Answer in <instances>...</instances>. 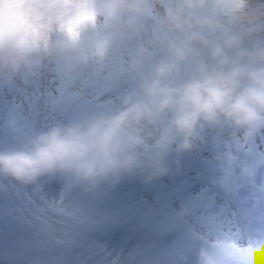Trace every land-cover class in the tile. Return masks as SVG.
I'll use <instances>...</instances> for the list:
<instances>
[{"label": "rangeland", "instance_id": "rangeland-1", "mask_svg": "<svg viewBox=\"0 0 264 264\" xmlns=\"http://www.w3.org/2000/svg\"><path fill=\"white\" fill-rule=\"evenodd\" d=\"M56 2H59V6H56ZM103 4L104 0H0V264H14L16 260L23 264H49L52 259L56 264H61L66 250L71 249L78 254L76 249L86 246L83 241L73 245L76 230L79 229L74 226L75 223L71 225L68 221L72 214L70 211L62 210V205L53 202L50 204L52 207L40 202L43 197L39 194L41 187L37 182L49 180L53 174H69V167L60 168L63 167L60 152L70 149L71 122L82 128V119L84 123L89 122L86 111L90 103L98 105L102 101H96L98 96L93 92L84 98L83 86L75 88L76 84L63 79L70 78L68 72L72 48L81 49V44H84L81 42V38H84L81 36V26H74L75 19L79 16L92 18L106 26L107 10ZM127 4L131 20L138 17L142 25V17L144 20L148 16H155L182 42L188 61L178 65L161 48L156 37L144 25L140 26L141 37L153 53L156 68L164 66L170 73L178 72L186 79L190 94L185 98L191 108L202 115L224 117V106L228 102L233 105L231 111L241 108L245 118L253 115L264 120V94L258 91L261 88L264 90V84L253 89V84L261 80L248 79L247 76L252 69L257 71L261 79L264 76V69L261 68L264 39L261 33L252 29L241 41V36L237 35L239 32H230L238 38V42H235L236 53L241 54L245 50L248 53L247 56L232 58L230 52L224 50L225 42L230 43V40L228 35L223 34L222 14H215L218 22L215 30L220 31L217 36L220 35L219 43L223 52L220 48L212 50L203 43L207 39L213 42L217 39L213 36L209 19L210 14L216 11L208 5L207 0H127ZM63 18L67 19L63 25L55 23ZM70 35L75 37L70 39ZM92 49L96 51V47ZM82 51L92 53L89 47ZM110 53L103 57L104 62L114 60L129 72L126 67L129 59L120 55L115 44H112ZM193 65L199 70H194ZM257 65L258 68H253ZM164 73L156 76L157 82L173 96L175 89L170 86V80ZM44 82L47 92L42 89ZM67 99L69 104V101L66 103ZM236 103L238 106H235ZM71 104L77 106L70 109ZM81 105H84L83 109ZM130 113L131 108L122 106L119 116L122 130L115 131L116 143L127 149L122 148L120 156L114 152L106 154L112 167L135 171L140 167H128L127 160L122 157L130 156L133 152L129 148L133 149L134 145L133 150L136 151L139 146L147 144L146 138L149 137L145 133L149 124L137 122L139 128L133 130ZM113 120V114H108L107 118H102L99 126L106 133L113 134L109 125ZM230 122L234 124L235 118ZM99 126L93 125L101 130ZM254 126H244L238 133L228 135L222 139L221 146H212L216 144V138L201 148L204 156L209 154L220 164L231 167L234 192H231L230 199L250 223H256L264 217V126L260 129ZM154 128L157 129L155 125ZM226 143L230 148H227ZM202 145L204 139L198 141V147ZM152 155L146 162L147 166L152 162ZM252 155L259 162L257 174L254 172ZM223 156L226 161L221 162ZM52 164L58 167L53 174L49 170ZM16 172L22 177L21 180L27 178L20 185L34 184V196L23 198L20 195L13 185ZM127 196L130 200L128 207L133 208L136 216L144 220L145 209L139 200L135 201L140 194L133 191ZM195 196L197 194L185 197L182 202L175 201V205L197 222L201 207L193 201ZM36 201L40 202V207L33 206ZM79 202L81 205L88 204L83 199H79ZM155 205L159 207L158 202ZM164 222L165 219L161 221L162 224ZM221 223L224 241L229 237L239 264H264V238L252 239L246 235L244 239L240 238L239 235L244 234L237 231L234 222H231V226H225L223 221ZM68 224L70 227H66ZM107 225L110 227L109 223ZM69 232L72 237L68 236ZM86 242L96 246L90 251L102 250L104 247L100 245L106 244L102 240L101 243L96 241L93 235L86 238ZM22 247L31 250L25 252L21 250ZM112 264L115 263L112 261Z\"/></svg>", "mask_w": 264, "mask_h": 264}, {"label": "bare ground", "instance_id": "bare-ground-1", "mask_svg": "<svg viewBox=\"0 0 264 264\" xmlns=\"http://www.w3.org/2000/svg\"><path fill=\"white\" fill-rule=\"evenodd\" d=\"M56 6H59V4H57ZM67 19L63 18L60 20H57L55 23L56 24H64V22ZM86 25L83 26V29L85 28ZM66 36H69L68 34H66ZM75 35H70V39L74 38ZM82 47H85V45L82 43L81 44ZM107 47L110 48V46L108 45ZM110 51V49H109ZM74 58V57H73ZM98 64V63H97ZM100 64V63H99ZM72 65V69L71 72H68V76L70 78H66L63 79L65 82L67 83H74L76 84L75 88H80L83 86V92L82 94L84 95L83 97L86 98L90 93L93 92V94H95L96 96L99 97H104L102 96L104 94V89L101 87V83L99 81V79H96L93 77L94 71H81V69L75 67V64H71ZM101 65V64H100ZM109 65L111 66V63H109ZM113 65V64H112ZM113 65V68L116 69L117 71L113 73V75L115 73H119V70L121 69V67H117ZM120 68V69H119ZM124 74V73H121ZM128 75V74H126ZM86 76H88V80H85ZM84 81H86V85L84 84ZM46 82H44V85L42 86V89L47 92V86L45 85ZM87 86V87H86ZM49 95V94H48ZM107 97V96H105ZM69 100L67 99L66 103ZM70 103V101L68 102V104ZM74 106L77 105H73L71 104L70 109H72ZM122 106H125V108H128L129 106H126L124 104V102H117V98H108L105 99L103 101H101L98 105L96 104H92L90 103L88 110L86 111L88 114L86 115L87 119H90L91 122L90 124H95L97 126H99V122L102 120V118H107L108 114H113L114 116V120L111 121L109 123L110 127H111V131L113 132V134L111 133H106L105 129L101 126V128H103V135L101 138H97L91 135V125H85L82 128L80 127V125H77L74 122H71L73 124V127L71 128V132H69V136H71V138H69V148L66 151H61V160L63 162V167L60 168H65V167H69L71 166L76 159V150H79L80 153L82 151H85L87 149H90V147H88L86 145V142L83 140V138H85L86 136H90L92 137L94 140L98 141L104 148V152L106 153H110V152H114V154L120 156L122 148H125L122 144L118 145L116 143V133L115 131L117 129L122 130V124H121V118L119 119V116H121V110H122ZM81 109L84 108V105L80 106ZM103 109V110H99V109ZM62 112H64V109L62 108L61 110ZM119 114V115H118ZM129 116L130 118V125L131 128L133 130L138 129L139 128V124H137V122L141 123H145L148 122V127H147V131L145 133V136L149 137L146 138V140L148 141L146 145H143V147L139 146L138 150H133L131 148H129L130 150H132V154L130 156H132L130 158V156H125L124 154L122 156L123 159L127 160V165L130 168H134V167H140L137 168L135 171H139L138 174H136L131 181L133 180V182L135 180H137V177L139 174H146V179L149 178V171H146L147 168V163L149 161V159H151V155L155 149V147L157 146V144L159 143L158 140V131L157 129L154 128V124L152 121L148 120L146 117L134 112V113H130ZM108 132V131H107ZM114 135V137H113ZM82 138V139H81ZM80 139V140H79ZM76 140V141H75ZM113 142V143H112ZM127 149V148H125ZM55 150V149H54ZM134 156V157H133ZM58 167L55 164H52L50 167V171L53 173H55L57 171ZM17 173V174H16ZM14 173L13 176H15L14 181H13V185L20 191V195L23 198H29L30 196H34V184L32 185H20V183L27 178H23V180H21L22 177L19 176L18 172ZM18 175V176H17ZM51 179H47L43 182H37L40 187H41V191L43 192V199L40 200L41 203L47 204L48 206L52 207V202L53 204L57 205H62V210H66V211H70L72 214H70V219L68 220L70 222L71 225H73L75 223V227H77L79 230L77 231V234H75V238H74V244L73 245H77L80 241L84 240L85 236L88 235H92L96 232V229L101 225L102 222L106 223V221L108 220H114L116 215L119 219V221H125L127 219H133L136 218L137 213L134 211L133 208L129 207L128 210L125 211H118V212H111V213H107L108 211V204H103L107 207H104V212H106V214L104 213H99L93 210V208L91 207H86L85 205H81L79 202V199H81L80 197H84L85 198V192L83 191L84 188L81 186L82 184L80 183H74L73 180L70 178V176H56V174H53L51 177ZM66 187L68 189H66ZM158 189V187L155 188V191ZM40 192V191H39ZM80 192L82 193V195L80 194ZM137 193L140 194V196L138 198H135L136 200H139L140 203H142L141 207L143 206L145 209V214H144V221L145 224H147L148 226H144L142 229L149 231V230H153L155 228H157V226H161V220L166 217L165 212H163L162 210H158L157 206L155 205V201H154V197L151 194V191L149 190V188H145V189H139L137 190ZM77 199H75V198ZM40 202L36 201L35 204L33 205L34 207L37 205L38 207H40ZM77 207V208H75ZM74 208V209H73ZM48 209V208H47ZM74 211H73V210ZM219 211V215L221 220L224 222L225 226H231L230 220L229 218L224 214V211H222L221 208L218 209ZM196 215V213H195ZM107 224V223H106ZM123 224V223H122ZM197 225L201 228H204L205 226V222L204 219L199 216H197ZM66 227H70V225L68 224V226ZM121 227V224L119 226H115V228L119 229ZM74 229V228H72ZM138 232V231H137ZM121 234V233H120ZM110 236L113 235L112 233L109 234ZM119 235V234H118ZM117 234L115 235V239L118 236ZM68 236L72 237V233L69 232ZM83 236V237H82ZM138 236L136 234L135 237V241L133 242H129L128 246L125 248H120L121 245H119V243H115V246L110 247V252L112 253V250L114 251V254L112 256V261L115 264H133L134 260L132 257V253L128 252L131 251L132 249H137L139 248V245L137 243V239ZM79 249H76V252ZM126 251V252H124ZM163 253V251H159L157 253V255L155 256V258L158 257L159 254ZM110 254V253H109ZM160 257L162 258L163 256L160 255ZM62 264H70V262L68 260L62 259Z\"/></svg>", "mask_w": 264, "mask_h": 264}, {"label": "trees", "instance_id": "trees-1", "mask_svg": "<svg viewBox=\"0 0 264 264\" xmlns=\"http://www.w3.org/2000/svg\"><path fill=\"white\" fill-rule=\"evenodd\" d=\"M217 13L223 15L221 22L224 27L223 34L228 35L230 40V43L225 42L226 48L224 50L230 52L232 58L240 55L247 56L248 53L246 50L241 54L236 53L235 42H238L236 41L238 38L233 37L230 32H239L237 35L241 36L239 38L241 41L252 29L264 37V0H218ZM258 67L259 65L253 66V68ZM261 68L264 69V61Z\"/></svg>", "mask_w": 264, "mask_h": 264}, {"label": "water", "instance_id": "water-1", "mask_svg": "<svg viewBox=\"0 0 264 264\" xmlns=\"http://www.w3.org/2000/svg\"><path fill=\"white\" fill-rule=\"evenodd\" d=\"M225 105L228 108H232L233 107V105L229 104L228 102H226ZM236 105L238 106V103ZM252 158H253V163H254V172H255V174H257L259 162H258V160H257L255 155H252Z\"/></svg>", "mask_w": 264, "mask_h": 264}]
</instances>
